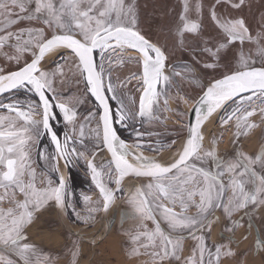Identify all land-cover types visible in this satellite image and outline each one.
Wrapping results in <instances>:
<instances>
[{"label": "snow or ice", "instance_id": "1", "mask_svg": "<svg viewBox=\"0 0 264 264\" xmlns=\"http://www.w3.org/2000/svg\"><path fill=\"white\" fill-rule=\"evenodd\" d=\"M181 5L174 35L189 60L171 63L167 46L141 28L137 0H0V58L15 66H0V264H53L28 235L42 210L56 208L94 227L97 216L118 200L127 205L118 231L137 264L235 260L232 245L240 243L235 231L245 219L250 230L264 208V147L247 153L239 143L258 127L252 117L264 122V16L252 28L243 16L221 11H242L247 0H214L207 8L213 31L205 36L204 0H181ZM186 34L196 42L189 45ZM116 66H131L129 74L114 76ZM209 71L219 76L203 84L198 72ZM133 80L138 97L124 91ZM81 84L78 95L72 89ZM185 84L199 89L195 97ZM85 96L97 105L83 114ZM173 98L192 102L191 112L176 110L179 118H190L187 136L170 158L160 159L176 140L154 141L160 134L145 126L163 124V114L174 111ZM214 114L221 128L234 122L231 152L222 154L215 136L205 147L203 126ZM57 121L65 129L62 137ZM117 125H132L134 142L122 138ZM44 137L51 152L40 143ZM33 147L42 162L40 181ZM145 150L157 156H145ZM105 152L109 158L97 165L96 155ZM61 160L65 167L85 162L97 200L70 195ZM221 216L223 240L211 241ZM115 224L109 221L108 232ZM255 247L264 248L259 231ZM71 257L70 264H78L77 242Z\"/></svg>", "mask_w": 264, "mask_h": 264}, {"label": "flooded vegetation", "instance_id": "2", "mask_svg": "<svg viewBox=\"0 0 264 264\" xmlns=\"http://www.w3.org/2000/svg\"><path fill=\"white\" fill-rule=\"evenodd\" d=\"M151 0H137L138 8H139V15H140V26L144 30V32L150 36L154 41L158 40L161 44H164L167 46L170 53H172L171 63H181L182 61L189 60V55L186 52H182L176 47V37L174 35L175 27L177 24L178 15L181 12V0H173L174 7L172 9V6L168 8L167 11H169V14L171 15V19H173V23L171 26H167L165 24V21L162 16H157L159 13H157L155 10L152 9L151 3H149ZM155 1V0H153ZM165 12V11H163ZM193 17V16H192ZM151 29L155 30V32H152ZM169 34V36H168ZM171 37H173V40H171ZM187 42V39H186ZM190 44L189 42H187ZM46 59H53V57L49 56L46 57ZM199 59V57H197ZM0 66H5L8 70H14V65H6L5 61L0 58ZM129 67V66H128ZM131 67V66H130ZM128 69L127 70H121L118 66H116V69L114 71V76L119 75L122 78L126 75H128ZM198 75L201 76V80L203 84H207L208 81L212 78L206 77V75H203L202 73L198 72ZM206 78V79H205ZM136 82L133 80L128 87L124 90L128 96L131 97H138L139 93L136 91ZM184 88L187 92L191 94V96L195 97L197 95V92L199 89L194 90V86H189L187 84L184 85ZM84 85L81 84L79 88H73L72 91L76 92L78 95L83 94ZM174 95V94H173ZM183 95V93H182ZM23 99V97H21ZM85 103L80 106L79 111L83 114H86L87 109H94L97 105V102L94 98H89L87 96L84 97ZM110 103L115 107L116 102L110 101ZM170 107L174 110L172 112L164 113L163 115L167 117L165 122L163 124H152V125H146L145 128L149 131L158 132L159 136L152 137V140H160L164 143H169L172 140H176V144L173 145V147L170 150H165L161 152L158 156L160 159H167L175 153L176 149L184 142L185 137L187 136V130L186 126L189 121V117L185 116L183 119L179 118L176 115V110L183 111L185 113H189L192 111V102L189 101L188 104L178 103L175 98L169 100ZM58 111V109H57ZM39 119V116L36 117ZM217 116L214 114L212 118L208 122H206L203 126V133H204V144L205 147H210V142L212 138L218 137L219 143L218 148L219 151L223 154L224 152H231L233 147V140H234V134L236 132L234 122L230 124V126L221 128L220 125L217 122ZM261 117L259 115H256L251 118V121L256 123L258 126L260 125ZM212 122V126L210 128L207 127V125ZM262 123V122H261ZM56 129L59 133V135L62 137L63 132L65 131L64 126L61 122L57 121ZM118 127V132L122 136V138L126 139L128 142H134L135 136L133 132L132 125H129L128 127ZM136 127H139L137 124ZM257 128V127H256ZM141 131H144L145 129H140ZM255 130V129H253ZM252 130V131H253ZM251 131V132H252ZM251 132L248 134L247 137H240L239 143L242 145L243 150L247 153H258L261 147H264V133L261 132L259 135H262L261 139L259 138V135L253 144H249L248 137L250 136ZM87 133V130H86ZM249 142V143H248ZM41 145H47L49 148V151H52V146L50 144V141L47 137H44L41 140ZM256 143V144H254ZM109 154L105 153H98L95 158V163L97 165L101 164L103 161H106L109 157ZM145 156H157V153L150 152L145 150L144 152ZM32 160H33V167L36 168L38 173V181L43 180L44 177L40 175L41 168H42V162H37V155H36V148L33 147L32 150ZM60 172L65 176L68 187H69V193L70 195H73V198L80 199L81 193L85 195H89L93 201L98 199V190H95L93 185L91 184V178L90 173L88 172L85 162L83 160L74 161L73 164L69 165L68 167L64 166V162L61 160L60 164ZM126 185L129 183V181H125ZM79 210L85 211L83 206H79ZM127 210V205L122 201L118 200L114 206H112L107 214L101 213L97 216V222L95 223L94 227H87L81 222L75 220V218H70L71 214L68 215L62 214L59 209L51 208L49 207L46 210H42L34 220V222L29 226L28 228V235L30 237V241L37 245L41 250H43L44 253L50 254V257L53 259V264H56V258L58 256V253H64L59 252L56 250V243L54 240L51 239V234L54 227H56V222L58 221L59 226L63 228L65 231H67L69 234H73L77 236V238L80 240V242H85L88 244L93 245L95 248H97V245L104 239L98 240L94 242L93 240L96 239L97 233H102L104 224H109V221L115 219L116 224L114 227H112L111 231L113 229H117V232H119L120 228V217L121 214L124 213ZM179 210V209H177ZM84 214V212H82ZM219 214V213H218ZM63 219V220H61ZM234 219H239V216L234 217ZM102 220L104 224H102ZM131 222H129L130 224ZM248 220H244V226L239 228L235 231V240L240 241L239 247H237L236 244L232 245V248H234L237 253H247L250 243H252V253L254 256H256L258 259L261 258V260L264 258V248H261L257 250L255 247L256 241L258 239V231L261 238H264V208H261L259 212L257 213L256 217H254L253 220V226L249 230L248 227ZM129 224H125L124 227L129 226ZM225 221L223 217L221 216V222L217 224H213L212 231H211V241L215 242H221L223 240L222 230L224 227ZM66 225V226H65ZM99 225V227H98ZM151 227V225H149ZM65 227H72L79 231L80 235L72 233L69 229ZM80 227H85L83 230ZM110 231V232H111ZM244 237H247L244 239ZM210 241V242H211ZM192 241H187V245H191ZM71 251V250H70ZM70 251H66L65 253H71ZM84 252H82V249L80 248V257L78 259V264H83L84 262ZM237 261V260H236ZM241 264L245 263V257L241 256L240 260Z\"/></svg>", "mask_w": 264, "mask_h": 264}, {"label": "rangeland", "instance_id": "3", "mask_svg": "<svg viewBox=\"0 0 264 264\" xmlns=\"http://www.w3.org/2000/svg\"><path fill=\"white\" fill-rule=\"evenodd\" d=\"M213 2L214 0H204L205 14L202 24L205 30V36L213 31L212 22L210 21L207 14L208 6ZM149 3H151L152 9L155 10L157 13H159V15L157 16H162L165 21V24L167 26H171L173 23V19H171V15L167 10L170 6H172L173 9L174 7L173 0H155V1L151 0ZM247 5L248 6L244 7L242 11H235L231 9H223L221 11H223L225 14H230L231 16H243L246 19L247 23L250 25V27L255 28L258 22L260 21L261 16H264V0H247ZM192 16L193 19L196 18L194 12ZM177 23H178V19H177ZM151 31L155 32V30L153 29H151ZM186 39L187 42L190 43L189 45H191L196 42L197 38L192 34H186ZM171 40H173V37H171ZM247 50L248 47L245 46V51ZM129 67L126 66L124 70H127ZM202 74L206 75V77L212 78L213 76H219V71H214V72L209 71L207 73H202ZM262 124L264 125V122L262 123L260 122V125ZM254 131L255 130H253L250 135H252ZM261 137L263 136L259 135L260 139ZM55 222H56L55 223L56 227H54L55 229H53L52 231L51 239L55 241L57 251L59 252L70 251L73 242H77L79 244V248H81L82 252H84L83 264H137V260L135 258L130 259L127 256L128 246L125 244L126 238L123 235H121L119 232L117 233L121 235L122 238L120 237V240L115 241L113 246L95 248L91 244L80 242L77 236L73 234H69L67 231H65L63 228L59 226L58 221ZM127 227L129 226H126L125 228ZM249 245L250 247L247 253H238V255L235 257V260L238 261L240 260L241 256H244L245 257L244 264H264V258L261 260V258L258 259L256 256H254L252 253L253 245L252 243H250ZM65 252L58 253V256L56 258V262H57L56 264H70L72 259L71 253H65ZM141 259H146V257H141ZM128 260H132V261L130 262Z\"/></svg>", "mask_w": 264, "mask_h": 264}, {"label": "bare ground", "instance_id": "4", "mask_svg": "<svg viewBox=\"0 0 264 264\" xmlns=\"http://www.w3.org/2000/svg\"><path fill=\"white\" fill-rule=\"evenodd\" d=\"M212 126V122H210L208 125H207V127L208 128H210ZM264 133V125L262 124V125H259L257 128H255V131H254V133L252 134V135H250L249 137H248V141L250 142H248L249 144H251V143H253V142H255L256 141V139H257V137H258V135H259V133ZM255 144V143H254ZM108 156V155H107ZM109 157V156H108ZM153 157V156H152ZM167 157H169V156H167ZM98 227H99V225H98ZM83 229V230H85L86 228L85 227H80V229ZM85 228V229H84ZM102 234V233H101ZM120 237L122 238V236L121 235H119L118 233H117V229L115 228V229H113V231H111V232H109L105 237H104V239L97 245V248H100V247H107V246H113L114 245V243H115V241H118V240H120ZM128 261H132V260H128ZM224 264H236V260H225L224 261Z\"/></svg>", "mask_w": 264, "mask_h": 264}, {"label": "water", "instance_id": "5", "mask_svg": "<svg viewBox=\"0 0 264 264\" xmlns=\"http://www.w3.org/2000/svg\"><path fill=\"white\" fill-rule=\"evenodd\" d=\"M213 116H214V115H213ZM213 116H212V117H213ZM212 117H211V118H212ZM191 122L194 123V116L191 118ZM173 154H174V153H173ZM168 158H170V157H168ZM168 158H167V159H168ZM61 220H63V219H61ZM102 224H104L103 220H102ZM65 226H66V225H65ZM107 226H108V224H104L103 227L101 228V229H103V231H102V234L100 233V237H103V238H104V237L109 233L108 230H107ZM65 228L69 229L72 233H75V234L80 235L79 231L76 230V229H74V228H72V227H65ZM100 237H96V239H94L93 241L96 242V241H98V240H101Z\"/></svg>", "mask_w": 264, "mask_h": 264}]
</instances>
